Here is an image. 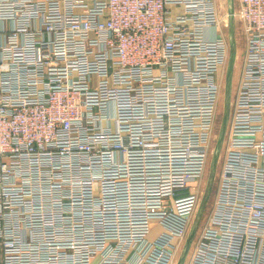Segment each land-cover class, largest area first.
<instances>
[{"label":"built area","instance_id":"1","mask_svg":"<svg viewBox=\"0 0 264 264\" xmlns=\"http://www.w3.org/2000/svg\"><path fill=\"white\" fill-rule=\"evenodd\" d=\"M237 3L242 68L189 264H264V0ZM228 56L213 0H0V264H174Z\"/></svg>","mask_w":264,"mask_h":264},{"label":"rangeland","instance_id":"2","mask_svg":"<svg viewBox=\"0 0 264 264\" xmlns=\"http://www.w3.org/2000/svg\"><path fill=\"white\" fill-rule=\"evenodd\" d=\"M213 3L215 7L216 16H217L218 26L220 29V34L226 40L228 44V50H229V40H228V14H229L228 7H229V4H228V0H213ZM237 5H238L237 0H234V11L235 9H237ZM234 22H235V41H236V47H237V55H236V60H235L234 68H233L234 70H233V78H232L233 79L232 87L230 91V99H233V93H234L235 86H236V80L239 78V75L241 73V68H242L241 65H242V60H243V49H244L243 28L240 25L238 20H235ZM222 91H221V97L219 100V105L217 107L218 108L217 120L213 127V136L211 137V148H210L211 155L208 159V163L206 165L204 175L202 176L199 182L198 209L201 207L200 205L203 200H205V204L201 207L202 210H201L200 217H197V214H198V209H197L196 216L193 218V221L190 225L188 236L190 234L191 229L195 225L194 235H193V239L190 244L189 250L182 264H184L185 262L189 264L191 262L192 250L202 237V230L205 228V225H207L210 220V217H211V214H212V211L214 209L215 202L217 199L222 160L224 156L223 149H224L225 142L223 141L221 142V147L218 153V159L216 161L215 171L212 175H211V163H212V158H213V155L216 149V142L218 139L219 129H220L221 120L223 116L224 99H223ZM228 119L229 117L227 118L226 128L229 122ZM221 149H222V152H221ZM187 238L182 240V242L180 243L178 251L176 253V259H174V264L175 262L178 263L179 259L181 258Z\"/></svg>","mask_w":264,"mask_h":264},{"label":"water","instance_id":"3","mask_svg":"<svg viewBox=\"0 0 264 264\" xmlns=\"http://www.w3.org/2000/svg\"><path fill=\"white\" fill-rule=\"evenodd\" d=\"M228 40H229V56H228V61H227V68H226V76H225V85H224V90H223V116L221 120V125L219 129V134H218V139L216 142V149L212 158V163H211V175L215 171V166H216V161L218 159V153L221 147V142L223 141L224 138V133L226 129V123H227V118H228V113H229V101H230V91L232 87V76H233V68L236 60V55H237V47H236V41H235V22H234V0H228ZM205 204V200L201 202V207ZM198 209V214L197 217H200L201 210L202 208ZM194 229L195 225L190 231V234L186 240L185 247L183 249V254L181 258L179 259L177 264H182L186 254L189 250L190 244L193 239L194 235Z\"/></svg>","mask_w":264,"mask_h":264},{"label":"bare ground","instance_id":"4","mask_svg":"<svg viewBox=\"0 0 264 264\" xmlns=\"http://www.w3.org/2000/svg\"><path fill=\"white\" fill-rule=\"evenodd\" d=\"M233 78V77H232ZM232 101V99H230V102ZM221 152H222V149H221ZM220 159V158H219Z\"/></svg>","mask_w":264,"mask_h":264},{"label":"flooded vegetation","instance_id":"5","mask_svg":"<svg viewBox=\"0 0 264 264\" xmlns=\"http://www.w3.org/2000/svg\"><path fill=\"white\" fill-rule=\"evenodd\" d=\"M233 77V76H232Z\"/></svg>","mask_w":264,"mask_h":264}]
</instances>
